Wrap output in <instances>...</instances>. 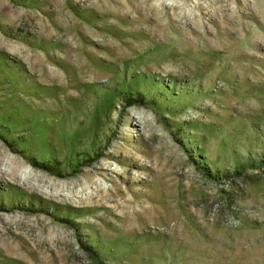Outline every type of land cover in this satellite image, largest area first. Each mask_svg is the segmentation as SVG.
Segmentation results:
<instances>
[{
	"label": "rangeland",
	"instance_id": "obj_1",
	"mask_svg": "<svg viewBox=\"0 0 264 264\" xmlns=\"http://www.w3.org/2000/svg\"><path fill=\"white\" fill-rule=\"evenodd\" d=\"M0 264H264V0H0Z\"/></svg>",
	"mask_w": 264,
	"mask_h": 264
},
{
	"label": "bare ground",
	"instance_id": "obj_2",
	"mask_svg": "<svg viewBox=\"0 0 264 264\" xmlns=\"http://www.w3.org/2000/svg\"><path fill=\"white\" fill-rule=\"evenodd\" d=\"M26 176H27L26 173H24L23 176H22V177L24 178V181L27 180ZM40 181H41V180H40Z\"/></svg>",
	"mask_w": 264,
	"mask_h": 264
}]
</instances>
